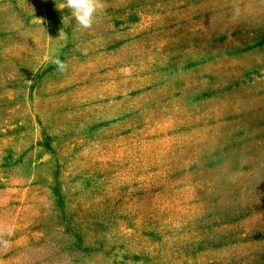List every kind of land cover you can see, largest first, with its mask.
<instances>
[{
  "label": "rangeland",
  "instance_id": "obj_1",
  "mask_svg": "<svg viewBox=\"0 0 264 264\" xmlns=\"http://www.w3.org/2000/svg\"><path fill=\"white\" fill-rule=\"evenodd\" d=\"M64 3L0 0V264H264V0Z\"/></svg>",
  "mask_w": 264,
  "mask_h": 264
},
{
  "label": "clouds",
  "instance_id": "obj_2",
  "mask_svg": "<svg viewBox=\"0 0 264 264\" xmlns=\"http://www.w3.org/2000/svg\"><path fill=\"white\" fill-rule=\"evenodd\" d=\"M103 7V0H65V3L58 6V9L63 10L67 8L81 28L90 29L98 13L103 10ZM64 36L65 33L61 30L59 37L63 38ZM52 63L61 74L66 73L69 69V63L59 58L53 59ZM4 243L6 244L7 242L4 241Z\"/></svg>",
  "mask_w": 264,
  "mask_h": 264
}]
</instances>
